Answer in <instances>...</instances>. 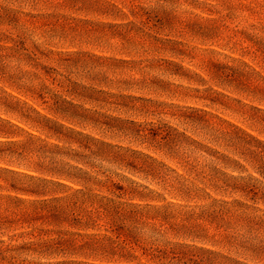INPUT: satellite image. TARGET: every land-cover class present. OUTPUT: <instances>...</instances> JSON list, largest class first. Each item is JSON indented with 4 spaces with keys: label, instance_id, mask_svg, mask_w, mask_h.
Wrapping results in <instances>:
<instances>
[{
    "label": "rangeland",
    "instance_id": "obj_1",
    "mask_svg": "<svg viewBox=\"0 0 264 264\" xmlns=\"http://www.w3.org/2000/svg\"><path fill=\"white\" fill-rule=\"evenodd\" d=\"M0 264H264V0H0Z\"/></svg>",
    "mask_w": 264,
    "mask_h": 264
}]
</instances>
